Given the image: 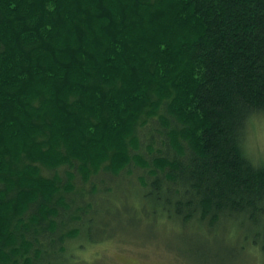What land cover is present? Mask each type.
<instances>
[{
    "label": "trees",
    "instance_id": "trees-1",
    "mask_svg": "<svg viewBox=\"0 0 264 264\" xmlns=\"http://www.w3.org/2000/svg\"><path fill=\"white\" fill-rule=\"evenodd\" d=\"M257 115L264 0H0V264H78L135 213L264 261Z\"/></svg>",
    "mask_w": 264,
    "mask_h": 264
},
{
    "label": "rangeland",
    "instance_id": "rangeland-1",
    "mask_svg": "<svg viewBox=\"0 0 264 264\" xmlns=\"http://www.w3.org/2000/svg\"><path fill=\"white\" fill-rule=\"evenodd\" d=\"M244 150L255 163H264V115L253 117L248 123ZM127 218L121 217L118 224L126 220L129 223ZM133 218L136 224L123 232L127 233L126 237L118 232L120 242L87 243L82 247L81 241L74 239L72 242L77 244L73 246L76 248L71 252L70 260L78 264H264L258 249L243 241H239L235 249L229 247L235 243V233L240 232L236 227L226 234L201 233V237L193 227L183 229L162 220L148 221L139 213ZM201 239L206 244L203 248L195 246ZM242 244L243 250L240 249ZM221 247L233 249L236 253L231 256L221 254L218 252Z\"/></svg>",
    "mask_w": 264,
    "mask_h": 264
}]
</instances>
